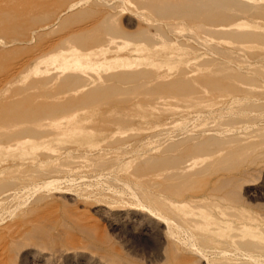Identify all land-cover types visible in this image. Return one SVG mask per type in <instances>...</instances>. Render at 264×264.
I'll list each match as a JSON object with an SVG mask.
<instances>
[{
    "label": "rangeland",
    "instance_id": "rangeland-1",
    "mask_svg": "<svg viewBox=\"0 0 264 264\" xmlns=\"http://www.w3.org/2000/svg\"><path fill=\"white\" fill-rule=\"evenodd\" d=\"M261 255L264 0H0V264Z\"/></svg>",
    "mask_w": 264,
    "mask_h": 264
},
{
    "label": "bare ground",
    "instance_id": "bare-ground-1",
    "mask_svg": "<svg viewBox=\"0 0 264 264\" xmlns=\"http://www.w3.org/2000/svg\"><path fill=\"white\" fill-rule=\"evenodd\" d=\"M243 14H246V13H243ZM260 13H259V11L258 10H256V11H254V12H252V16H254V17H256V16H258ZM59 180V179H58ZM54 181H55V179H54ZM52 182H53V179H52V181L50 180H48V181H44V185H43V188H44V186H49V185H51L52 184ZM53 183H55V182H53ZM35 185V184H34ZM31 186H33V185H31ZM52 186V185H51ZM30 187V186H29ZM50 187V186H49ZM37 188V187H36ZM36 188H34L35 190H36ZM38 189V188H37ZM8 193V192H7ZM6 193V194H7ZM6 194H5V196H6ZM6 200H8V199H6ZM154 200V204H156V206H157V208H161V209H167V210H169V207H168V204H167V202H165L164 200H162V199H153ZM191 200H193V199H189V201H191ZM7 206V205H6ZM5 209V208H4ZM161 215V214H160ZM162 217H164L168 222H169V224H170V218H168V217H165V216H163V215H161ZM248 248H249V246H248ZM252 253V252H251ZM250 253V254H251ZM222 255H225V253H221ZM178 257V255L176 256V258ZM246 257H247V255H246ZM249 258V257H248ZM208 260V259H207ZM257 260H258V262L260 263V264H264V256H262L261 255V257L259 258H257ZM181 261H182V259H181ZM256 261V260H255Z\"/></svg>",
    "mask_w": 264,
    "mask_h": 264
}]
</instances>
